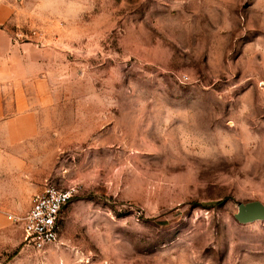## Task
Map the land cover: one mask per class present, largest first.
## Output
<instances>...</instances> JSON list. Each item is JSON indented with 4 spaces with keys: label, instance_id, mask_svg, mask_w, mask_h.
<instances>
[{
    "label": "rangeland",
    "instance_id": "1",
    "mask_svg": "<svg viewBox=\"0 0 264 264\" xmlns=\"http://www.w3.org/2000/svg\"><path fill=\"white\" fill-rule=\"evenodd\" d=\"M49 53L57 242L13 264H264V0H10ZM55 150V151H54Z\"/></svg>",
    "mask_w": 264,
    "mask_h": 264
},
{
    "label": "crops",
    "instance_id": "2",
    "mask_svg": "<svg viewBox=\"0 0 264 264\" xmlns=\"http://www.w3.org/2000/svg\"><path fill=\"white\" fill-rule=\"evenodd\" d=\"M16 8L15 2L0 0V264H13L23 252V228L17 217L43 189L49 166L48 128L40 109L49 88L45 70L49 53L35 38L13 33Z\"/></svg>",
    "mask_w": 264,
    "mask_h": 264
},
{
    "label": "built area",
    "instance_id": "3",
    "mask_svg": "<svg viewBox=\"0 0 264 264\" xmlns=\"http://www.w3.org/2000/svg\"><path fill=\"white\" fill-rule=\"evenodd\" d=\"M73 195V187L45 182L43 189L32 196L30 208L17 217L22 223L25 246L40 250L59 240L63 210Z\"/></svg>",
    "mask_w": 264,
    "mask_h": 264
},
{
    "label": "water",
    "instance_id": "4",
    "mask_svg": "<svg viewBox=\"0 0 264 264\" xmlns=\"http://www.w3.org/2000/svg\"><path fill=\"white\" fill-rule=\"evenodd\" d=\"M234 216L241 222L264 219V204L259 200L239 202Z\"/></svg>",
    "mask_w": 264,
    "mask_h": 264
}]
</instances>
